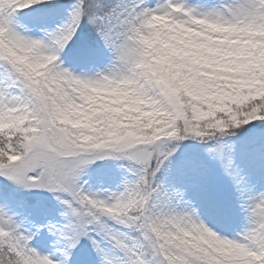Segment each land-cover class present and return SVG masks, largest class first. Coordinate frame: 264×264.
Returning a JSON list of instances; mask_svg holds the SVG:
<instances>
[{"label":"snow or ice","instance_id":"snow-or-ice-1","mask_svg":"<svg viewBox=\"0 0 264 264\" xmlns=\"http://www.w3.org/2000/svg\"><path fill=\"white\" fill-rule=\"evenodd\" d=\"M0 264H264V0H0Z\"/></svg>","mask_w":264,"mask_h":264}]
</instances>
